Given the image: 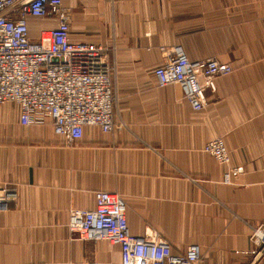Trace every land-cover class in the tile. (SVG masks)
I'll return each instance as SVG.
<instances>
[{
	"label": "crops",
	"instance_id": "1",
	"mask_svg": "<svg viewBox=\"0 0 264 264\" xmlns=\"http://www.w3.org/2000/svg\"><path fill=\"white\" fill-rule=\"evenodd\" d=\"M69 40L107 47L114 65L113 120L67 145L49 123L22 126L0 107V186L16 191L0 211V264H121L107 242L72 240L69 210L94 195H121L134 236L157 233L174 252L199 245L206 264H264L249 236L264 223V0H62ZM30 38L57 18L27 19ZM233 67L194 111L179 86L159 87L162 49ZM224 140L228 167L204 151ZM239 167L231 185L227 168Z\"/></svg>",
	"mask_w": 264,
	"mask_h": 264
},
{
	"label": "built area",
	"instance_id": "2",
	"mask_svg": "<svg viewBox=\"0 0 264 264\" xmlns=\"http://www.w3.org/2000/svg\"><path fill=\"white\" fill-rule=\"evenodd\" d=\"M57 18L55 28L30 38L27 19ZM69 14L62 0H0V107L19 108L22 126L49 123L67 145L82 138L85 127L111 132L115 96L114 65L107 47L69 40ZM163 63L155 69L159 87L179 86L194 111L208 105L207 91L216 92L217 79L233 67L216 58L191 61L182 46L162 49ZM204 151L228 167L230 153L222 138L209 141ZM241 174L227 168L223 183L231 185ZM16 191L0 186V211L15 203ZM67 229L72 240L107 242L120 249L121 264H206L199 245L174 252L157 233L134 236L126 220V203L119 194L97 192L91 210L70 209ZM249 239L255 258L264 257V223L253 227ZM86 264H98L89 261Z\"/></svg>",
	"mask_w": 264,
	"mask_h": 264
}]
</instances>
